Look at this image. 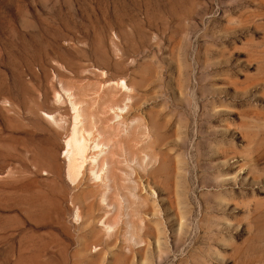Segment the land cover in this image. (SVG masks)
<instances>
[{
  "label": "rangeland",
  "instance_id": "374dc122",
  "mask_svg": "<svg viewBox=\"0 0 264 264\" xmlns=\"http://www.w3.org/2000/svg\"><path fill=\"white\" fill-rule=\"evenodd\" d=\"M76 110L141 184L108 243L75 217L102 213L67 174ZM0 264H264V0H0Z\"/></svg>",
  "mask_w": 264,
  "mask_h": 264
},
{
  "label": "bare ground",
  "instance_id": "6f19581e",
  "mask_svg": "<svg viewBox=\"0 0 264 264\" xmlns=\"http://www.w3.org/2000/svg\"><path fill=\"white\" fill-rule=\"evenodd\" d=\"M124 83L125 82H123V81L121 82L123 89L128 90L126 85H124ZM125 95H126V98L121 103L115 104L112 107L109 106V114L112 117V120H111L112 124L109 126V128H110L109 132L113 136L118 135L120 137V135L123 134V132L128 129L127 124L123 120V118H124L123 115L124 114L128 115L130 113L131 105L129 104L130 103L129 101L132 99V96H131L130 92L128 94H126V92H125ZM113 100H115V99H113ZM110 101H111V99H110ZM109 104H111V103H109ZM75 106H77V105L75 104ZM75 109H73V110H75ZM78 112L79 111L76 110L75 116L73 115L75 122H73L74 126H73L72 133H71L72 135L70 134L72 137L71 138L69 137L65 143V153L67 155V161H68V163H67L68 164L67 174H68L69 178L71 179L72 183L75 184L76 188L82 186V184H84V182H86L87 180L91 181L95 185L96 189L99 190L98 205L100 207L99 210L102 211V213L96 214L94 211H92L91 204H88L89 213L86 217H84L83 208L81 206H79V203H78V207H76L75 217H76V220L81 221L80 226H82V227L84 226L86 228L85 233H86L87 237L89 236V238L98 239L99 241L106 239V241H104V242L108 243L107 239L110 238L111 236H116L119 232V222L115 221L116 223H114V224L110 223L111 215L118 214L119 213L118 211L120 208V206H119L120 204L118 202L114 203L113 201L110 200V197L112 198V196H111V194L113 193L112 191L115 192L114 197H116L120 201L122 199L124 200V196H122L123 193L121 195L120 193H118L119 191L117 190V178H119V179L125 178L127 180L130 187H129L127 194L125 196H128V198H132L135 201L141 199L139 196V192L141 191V184L138 181V177H137V173H136L135 169L132 167V165H128L129 163L133 164L134 160H132V161L127 160L124 162L122 161L124 163V165L126 166V169L116 171L115 168L113 167V159H114L113 158L114 154L112 151L113 145H111L109 143L110 141L106 142L103 139L102 134H98V135L93 134L94 131L92 132V129H91V131L88 129L84 130V132H80L79 131L80 129L79 130L77 129V123H79V122H77V120H78V118L81 119V116L79 117ZM109 124H110V122H109ZM88 127H89V125H88ZM143 127H144V125H143ZM80 128H82V127H80ZM85 128H87V127H85ZM92 128L94 129V127H92ZM130 128H131V126H130ZM80 133H86V136L85 137L81 136ZM126 134H127V132H126ZM126 134H125V136H126ZM143 135L146 138L149 137V132H148V130H146V128H145V133H143ZM118 136H117V138H118ZM59 149H60V146L56 145L54 147V149H52L50 152H48L49 157H50V162L48 164L43 163L41 165V167L46 168L48 170L49 169L54 170L57 174H60L59 172L61 170L60 169L61 167L59 165L60 163H59V160L57 158ZM149 159H150V161H155L156 157L154 156V154H150ZM126 180H125V182H126ZM115 199H113V200H115ZM124 204H126V203H124ZM129 205H131V204H129ZM140 206H141V204H140ZM182 219H183V217L180 216L181 221H182ZM139 225H140L141 229H144L145 226L147 225V222L145 220H142L141 218H139ZM181 225H182V223H181ZM154 234L156 235V238H158L159 233L157 230H154ZM139 243L141 244L143 242L139 241ZM93 249L95 252L96 251L102 252V250H103L102 247L98 248L97 246H94ZM125 250L128 252L130 251L129 247H126Z\"/></svg>",
  "mask_w": 264,
  "mask_h": 264
}]
</instances>
